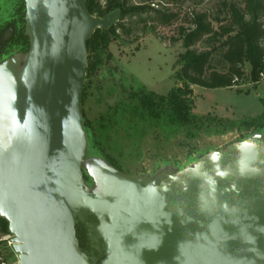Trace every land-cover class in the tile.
<instances>
[{"label":"water","instance_id":"obj_1","mask_svg":"<svg viewBox=\"0 0 264 264\" xmlns=\"http://www.w3.org/2000/svg\"><path fill=\"white\" fill-rule=\"evenodd\" d=\"M30 49L0 63V217L19 264H97L79 246L92 216L100 264H264V136L155 178L100 168L83 178L87 42L119 22L86 0H25ZM93 227V225H91Z\"/></svg>","mask_w":264,"mask_h":264},{"label":"trees","instance_id":"obj_2","mask_svg":"<svg viewBox=\"0 0 264 264\" xmlns=\"http://www.w3.org/2000/svg\"><path fill=\"white\" fill-rule=\"evenodd\" d=\"M148 1L151 0H143V3L136 5L132 0H105L104 4L100 0H86V8L91 15L100 18L119 10L121 22L150 13L165 26L178 19L177 13L156 10L151 4H146ZM13 2L14 15L0 24V63L16 53H28L30 49V40L25 33V0ZM224 8L227 20L216 19L220 23L218 29L214 28L207 13L194 12L190 19L191 27H181L179 38L172 39L175 43L181 42L184 51L175 62V83L167 95H159L137 83L123 86L122 99L98 119L89 121L83 112L84 131L91 154L98 152L118 171L124 172L123 165L111 155L119 147L115 145L119 138L127 140L132 149H136L150 134L165 140L180 135L194 140L202 131L218 127L221 133L240 132V141L252 135H264V112L238 121L194 114L193 86L232 89L245 78L246 64L251 68V82L257 85L261 80L260 74L264 69V0H244L243 8L229 2L224 3ZM119 27L126 30L118 23L109 30H97L87 42V80L102 67L106 57L111 58L109 46L113 40L119 39ZM200 42L207 45L205 50L195 48ZM218 52L227 65L226 72L212 67L213 56ZM87 90L88 86L85 85L82 105L87 98ZM9 233V222L0 218V234ZM77 236L80 239L79 233ZM0 251L3 253L1 248Z\"/></svg>","mask_w":264,"mask_h":264},{"label":"rangeland","instance_id":"obj_3","mask_svg":"<svg viewBox=\"0 0 264 264\" xmlns=\"http://www.w3.org/2000/svg\"><path fill=\"white\" fill-rule=\"evenodd\" d=\"M100 1L102 4L105 2ZM229 2L244 7V0H151L146 4H151L156 10L177 13L178 19L165 26L150 13L117 22L116 24L121 23L126 30L118 28L119 39L113 40L109 46L111 58L106 57L97 73L85 81L88 86L83 105L86 118L94 121L110 106L118 103L123 96V86L140 83L159 95H167L175 83V62L184 51L181 42L175 43L172 39L179 38L181 27H191L190 19L194 12L207 13L214 28L218 29L220 23L216 19L227 20L224 3ZM132 3L137 5L143 3V0H132ZM13 11V0H0V24L9 21L14 15ZM195 48L205 50L207 45L200 42ZM27 54L19 52L10 58L15 63L16 77L24 66ZM212 67L226 72L227 65L223 62L221 53L214 54ZM244 70L245 78L239 86L232 89L193 86L194 114L234 121L261 115L264 112V80L256 85L250 80V65L246 64ZM241 135L238 131L221 133L218 127L207 132L202 131L194 140L184 135L165 140L150 134L137 150L132 149L127 140L119 138L115 142L119 147L111 155L123 165L122 173L131 177L155 178L172 169L181 171L193 166L203 156L241 142ZM100 168L117 170L98 152L91 154L87 141L82 171L85 185L90 191L99 189L95 181ZM10 236V233L0 234V248L9 264H19V255L13 249Z\"/></svg>","mask_w":264,"mask_h":264},{"label":"flooded vegetation","instance_id":"obj_4","mask_svg":"<svg viewBox=\"0 0 264 264\" xmlns=\"http://www.w3.org/2000/svg\"><path fill=\"white\" fill-rule=\"evenodd\" d=\"M93 225V227H91ZM99 222L92 216H86L84 220L78 218L76 224V234L79 233V246L80 249L88 256L96 258L97 264H100L106 259L104 245L102 240L96 239V233L94 227H97ZM78 237V236H77Z\"/></svg>","mask_w":264,"mask_h":264},{"label":"built area","instance_id":"obj_5","mask_svg":"<svg viewBox=\"0 0 264 264\" xmlns=\"http://www.w3.org/2000/svg\"><path fill=\"white\" fill-rule=\"evenodd\" d=\"M260 78H261V80H264V69H263V71H262L261 74H260ZM10 238H11V240H12V236H10ZM11 244H12V242H11ZM0 264H9V263L7 262L5 256H4V254L1 253V251H0Z\"/></svg>","mask_w":264,"mask_h":264}]
</instances>
